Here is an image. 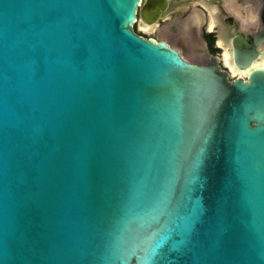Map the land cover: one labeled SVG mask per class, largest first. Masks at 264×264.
Wrapping results in <instances>:
<instances>
[{"label": "water", "instance_id": "95a60500", "mask_svg": "<svg viewBox=\"0 0 264 264\" xmlns=\"http://www.w3.org/2000/svg\"><path fill=\"white\" fill-rule=\"evenodd\" d=\"M139 2L0 0V264H264V52L230 78Z\"/></svg>", "mask_w": 264, "mask_h": 264}, {"label": "flooded vegetation", "instance_id": "af4514ba", "mask_svg": "<svg viewBox=\"0 0 264 264\" xmlns=\"http://www.w3.org/2000/svg\"><path fill=\"white\" fill-rule=\"evenodd\" d=\"M263 8L264 0H140L131 28L139 37L166 43L190 61L216 58L222 69L237 75L243 71L229 58L238 44L264 52V43L258 40L264 33ZM256 66L264 67V58Z\"/></svg>", "mask_w": 264, "mask_h": 264}, {"label": "rangeland", "instance_id": "374dc122", "mask_svg": "<svg viewBox=\"0 0 264 264\" xmlns=\"http://www.w3.org/2000/svg\"><path fill=\"white\" fill-rule=\"evenodd\" d=\"M193 60H198L199 62H200V61H203V59H193ZM225 62H226V61H225ZM258 62H259V61H258ZM238 75L241 76V77H245V73H243V72H239L237 75H234V74L230 73V74H229V77H230V78H233V77H236V76H238Z\"/></svg>", "mask_w": 264, "mask_h": 264}, {"label": "clouds", "instance_id": "9594fccd", "mask_svg": "<svg viewBox=\"0 0 264 264\" xmlns=\"http://www.w3.org/2000/svg\"><path fill=\"white\" fill-rule=\"evenodd\" d=\"M255 21L256 22H259L260 21V15H259V13H256L255 14Z\"/></svg>", "mask_w": 264, "mask_h": 264}, {"label": "bare ground", "instance_id": "6f19581e", "mask_svg": "<svg viewBox=\"0 0 264 264\" xmlns=\"http://www.w3.org/2000/svg\"><path fill=\"white\" fill-rule=\"evenodd\" d=\"M261 59H262V58H261ZM261 59L255 61L254 64H253V66H256V63H257L258 61H260ZM238 69H239V68H238ZM239 70H240V69H239ZM241 71H243L245 74L247 73V70H241Z\"/></svg>", "mask_w": 264, "mask_h": 264}]
</instances>
